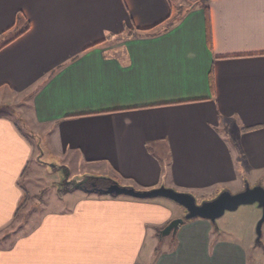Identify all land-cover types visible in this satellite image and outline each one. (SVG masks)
I'll return each mask as SVG.
<instances>
[{
    "label": "crops",
    "instance_id": "obj_1",
    "mask_svg": "<svg viewBox=\"0 0 264 264\" xmlns=\"http://www.w3.org/2000/svg\"><path fill=\"white\" fill-rule=\"evenodd\" d=\"M175 1L0 0V98L29 94L46 138L0 113V264L264 263V221L259 241L219 217L160 238L184 212L165 197L77 188L19 216L42 147L67 170L101 164L118 184L200 201L264 187V0Z\"/></svg>",
    "mask_w": 264,
    "mask_h": 264
},
{
    "label": "rangeland",
    "instance_id": "obj_2",
    "mask_svg": "<svg viewBox=\"0 0 264 264\" xmlns=\"http://www.w3.org/2000/svg\"><path fill=\"white\" fill-rule=\"evenodd\" d=\"M175 2H181L182 5L178 7L180 9H177V11H182L183 9H186L184 7L193 3L194 0H176ZM118 40L119 38H113L111 42L116 44L118 43ZM28 95L24 93L7 92L3 98H0V113L11 116L20 127L32 136L33 142L37 145L44 144L46 138L43 134L40 135V133H42L41 127L37 123H34L30 115L31 109ZM40 149L41 150L37 153L39 156L31 160L21 181V186L25 190L24 205H22V213L19 215L21 219L28 214H32L33 220L35 216L41 215L47 209H54L55 207H59L61 203H66V200L72 199L69 195L76 194L74 192H81L79 191L80 189L74 188V186L66 187L68 183L77 182L84 176H87L86 174L81 173L82 170L86 169V173L93 176L96 174H94V171L102 169L100 167L101 164L95 165L94 167L93 164L91 166H83L84 162L72 163L73 166L71 167V170L62 169L63 166L56 164L58 160L53 158L45 147ZM42 150H44L43 153ZM95 176L98 177V187L107 186L108 180L101 179L100 177L110 178L109 176H106L105 174H96ZM61 181H63L62 184H60ZM83 187L89 188L91 185H82V189H84ZM69 192H72L73 194H70ZM193 195H195L196 200L200 202V196L198 194ZM208 197L212 196L208 195ZM253 208H256V210L259 211V216L257 218H253ZM260 215L261 209L257 207L256 204H245L240 205L235 210L225 211L218 220H222L221 222L228 221V223L233 227L235 226L237 230L241 228L243 229L244 226L247 225V222H250V226L253 225L252 232L256 238L255 226ZM254 217H256V215H254ZM165 242L166 241H164V243ZM164 243H159L157 251ZM255 248L257 253L253 252V258L256 260V256L254 255L261 252L260 246L257 242L255 243ZM258 264H262V262Z\"/></svg>",
    "mask_w": 264,
    "mask_h": 264
},
{
    "label": "water",
    "instance_id": "obj_3",
    "mask_svg": "<svg viewBox=\"0 0 264 264\" xmlns=\"http://www.w3.org/2000/svg\"><path fill=\"white\" fill-rule=\"evenodd\" d=\"M63 168L64 167H62V169ZM87 177L89 176H84L77 182L68 183L66 187L74 186V188H82L81 184L85 179H87ZM90 177L94 179L98 178L95 175ZM100 178L109 179L105 177ZM109 180L110 182L105 187H97L94 183H92L91 187L83 188L89 192H97L99 194H125L136 198L165 197L183 206V215L172 218L159 230L158 236L160 238L166 235H174L178 226L185 220L201 217L214 222L225 211L235 210L240 205L256 204L257 207L261 209L260 218L257 220L255 226L256 240L259 241L260 239L261 226L264 221V187L260 184L251 186L246 183L244 188L237 192H231L228 189H223L212 198L204 199L198 202L192 193L176 190L165 185H159L149 189H135L132 186L118 184V182L113 179ZM62 183L63 181L60 182V184Z\"/></svg>",
    "mask_w": 264,
    "mask_h": 264
},
{
    "label": "flooded vegetation",
    "instance_id": "obj_4",
    "mask_svg": "<svg viewBox=\"0 0 264 264\" xmlns=\"http://www.w3.org/2000/svg\"><path fill=\"white\" fill-rule=\"evenodd\" d=\"M98 179V178H97ZM97 179L91 178L90 176L87 177V179H85L82 183V185H91L92 183L95 184V186H97ZM98 187V186H97Z\"/></svg>",
    "mask_w": 264,
    "mask_h": 264
},
{
    "label": "trees",
    "instance_id": "obj_5",
    "mask_svg": "<svg viewBox=\"0 0 264 264\" xmlns=\"http://www.w3.org/2000/svg\"><path fill=\"white\" fill-rule=\"evenodd\" d=\"M148 29H151V28H146L145 30H148ZM101 179H103V178H101ZM107 180V179H106ZM109 183V182H108Z\"/></svg>",
    "mask_w": 264,
    "mask_h": 264
}]
</instances>
